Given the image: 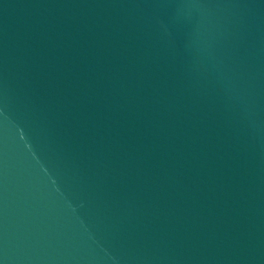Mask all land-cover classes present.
I'll return each instance as SVG.
<instances>
[{"label":"water","instance_id":"95a60500","mask_svg":"<svg viewBox=\"0 0 264 264\" xmlns=\"http://www.w3.org/2000/svg\"><path fill=\"white\" fill-rule=\"evenodd\" d=\"M0 264H264V0H0Z\"/></svg>","mask_w":264,"mask_h":264}]
</instances>
